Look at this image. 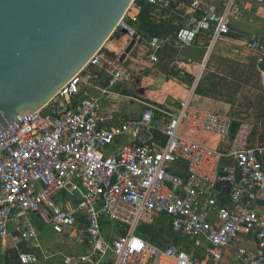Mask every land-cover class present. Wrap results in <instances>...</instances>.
I'll list each match as a JSON object with an SVG mask.
<instances>
[{
  "label": "built area",
  "instance_id": "2783aa9c",
  "mask_svg": "<svg viewBox=\"0 0 264 264\" xmlns=\"http://www.w3.org/2000/svg\"><path fill=\"white\" fill-rule=\"evenodd\" d=\"M143 1L154 6L153 19L179 29L139 34L129 23L140 8L134 1L114 33L143 45L151 64L166 43L210 54L231 35L240 3ZM246 46L264 58V37ZM120 57L104 45L44 109L0 135V239L12 238L14 264H220L232 240L236 264H264V145L249 144L248 124L233 130L230 117L192 108L189 95L170 109L141 101L134 118L103 108L102 96L131 78ZM99 73L107 84L90 96L82 85ZM164 216L201 254L136 234L142 221ZM36 219L83 250H47ZM23 243L31 249L20 250Z\"/></svg>",
  "mask_w": 264,
  "mask_h": 264
},
{
  "label": "crops",
  "instance_id": "0c3cea01",
  "mask_svg": "<svg viewBox=\"0 0 264 264\" xmlns=\"http://www.w3.org/2000/svg\"><path fill=\"white\" fill-rule=\"evenodd\" d=\"M240 3L241 6H244L243 8H247L245 7L247 3L250 12L253 14L250 23L244 22L252 30L245 37L248 39L264 37L263 5L249 0H240ZM239 9L238 6L236 11H239ZM236 11L232 12L235 13ZM233 14L230 16L231 29H233ZM253 16H257L258 19H254ZM238 19L241 20V17H238ZM119 39L123 41V48L116 45V41ZM232 39L234 37L230 35L219 41L214 46L213 51L207 55L203 47L184 49L176 47L172 43H166L162 46L163 49L165 46H169L174 50H179L176 57L171 59L167 66L164 64L166 59L162 55L163 53L160 57L158 56V61L155 64L149 63L145 55L146 48L141 44L139 55L137 57L133 56L131 53L135 47L134 44L127 54V64L131 62V67L128 70L131 78L126 83L118 84L113 91L115 94L102 96L101 104L103 108L119 110L123 117L134 118L141 112L143 106L141 101L160 108L170 109L178 107L179 100L189 95L193 108L230 117L233 119V123L238 124L237 128L242 123L248 124L249 138L250 134L254 133L255 145H264V70L260 69L258 65L262 57L258 51L249 49ZM128 44L124 36L116 33L106 42L105 46L122 54ZM182 52H185V55H182ZM162 57V66L164 65L166 70H158L157 72L156 66L161 62ZM188 59L191 62L187 61ZM147 69H151L152 73L155 69L157 73L155 75L151 73L144 74ZM174 71L179 72V74ZM185 74L191 75L193 81L187 82L184 77ZM102 81H107V77L103 73L88 79L86 85L90 96H100L99 88L105 86ZM197 86L201 88V91L208 93L195 91ZM122 90H132L134 94L128 95L127 92L124 94ZM178 98L180 99L178 100ZM193 102L195 104H192ZM198 139L204 140L203 136L201 138L198 136ZM40 238V242L50 251L61 250L71 253L73 250L76 251V248L79 249L78 252L83 250L81 246H71L67 241L64 243V240L55 236L51 229H49V233H45V238L41 237L40 231ZM66 243L69 249H64L63 246ZM23 244L28 250L31 249L27 244ZM21 245H18L20 250H22ZM233 246L235 244L229 247L233 249ZM0 247L3 253L6 250L15 249L12 246L10 236L0 239ZM193 251L201 254V251L198 252L192 245ZM225 252L228 253L227 248L222 251L221 264H229L227 258L223 256ZM52 264H61V261L60 259H54Z\"/></svg>",
  "mask_w": 264,
  "mask_h": 264
},
{
  "label": "water",
  "instance_id": "95a60500",
  "mask_svg": "<svg viewBox=\"0 0 264 264\" xmlns=\"http://www.w3.org/2000/svg\"><path fill=\"white\" fill-rule=\"evenodd\" d=\"M134 1L0 0V135L83 72Z\"/></svg>",
  "mask_w": 264,
  "mask_h": 264
},
{
  "label": "trees",
  "instance_id": "16d2710c",
  "mask_svg": "<svg viewBox=\"0 0 264 264\" xmlns=\"http://www.w3.org/2000/svg\"><path fill=\"white\" fill-rule=\"evenodd\" d=\"M135 2L140 6L139 10L136 13V16L133 20L129 23L135 30L139 33L144 35L146 38L157 37V38H164L168 35H171L174 31L179 29V25L173 24L171 19L169 20H155L151 16V11L154 9V6L148 2L143 0H135ZM114 33L113 35H115ZM259 68L264 70V58H262L259 62ZM175 73L179 74V72L174 71ZM98 76L100 75L97 74ZM185 79L187 82H192L193 77L191 75L185 74ZM102 84L106 85L107 81H103ZM195 91L197 92H205L201 91L200 87H196ZM122 92L126 94V91ZM208 93V92H205ZM159 112H154V117H160ZM237 123H233V130L237 128ZM104 224L106 221H102ZM136 234L156 245L159 246H166L169 243L173 242L176 244H182L184 247L189 250L188 246L184 244L182 236L176 234L172 227L169 219L165 216L159 219H151V220H144L142 221L136 228ZM193 243V242H192ZM21 249L24 251H29L24 244L21 245ZM4 263L5 264H14L17 259V251L15 249L6 250L3 253Z\"/></svg>",
  "mask_w": 264,
  "mask_h": 264
},
{
  "label": "rangeland",
  "instance_id": "374dc122",
  "mask_svg": "<svg viewBox=\"0 0 264 264\" xmlns=\"http://www.w3.org/2000/svg\"><path fill=\"white\" fill-rule=\"evenodd\" d=\"M242 4L240 3V4H238V6L240 7V9H239V11H236L235 13L234 12H232L231 13V16H232V14H233V17H234V19H233V21H232V33H231V36H233L234 37V39H232V40H234V41H236V42H239L240 44H242V45H244V46H246V42L249 40L248 38H246L245 36L247 35V33L249 34V33H251L252 32V30H250L248 27H247V25H245V21L247 22V23H250V18H251V15H253L251 12H250V8H248V5H247V3L245 4V7H247V8H243L244 6H241ZM238 17L240 18L241 17V20H239L238 19ZM253 18L254 19H258V17L257 16H253ZM252 18V19H253ZM239 21V22H238ZM241 21V22H240ZM241 24H242V26H241ZM230 26H231V24H230ZM235 32H234V31ZM234 33H236V34H234ZM123 41H122V39H119V40H117L116 41V45L117 46H119V47H121V48H123L124 47V44L122 43ZM141 47L142 46H140V44H135V47H134V49L132 50V55L133 56H138L139 55V53L138 52H140V50H141ZM170 49V50H169ZM169 50V51H168ZM177 52H179V50L178 49H172V48H170L169 46H165V48L163 49H161L159 52H158V56L160 57V55L162 54L163 56H164V58L166 59V62L164 63L166 66L168 65V63L171 61V59H174L175 57H176V54H177ZM182 55H185V52H182ZM162 60H163V57L161 58V62L156 66V69H157V72H158V70H163V71H165L166 70V68H165V66L163 65L162 66ZM131 62H129L128 64H126V66H127V69L129 70L130 68L129 67H131V64H130ZM153 72L154 73H152V70L151 69H147L146 71H144V74H146V73H151V74H154L155 75V73H157L156 72V70L154 69L153 70ZM103 82V81H102ZM82 88L84 89V90H87V88H88V86L86 85V84H83L82 85ZM127 92V94L128 95H130V94H134L133 93V91L132 90H128V91H126ZM180 98H178V100H179ZM182 99H180L179 100V104H180V101H181ZM192 104H195V102H193ZM191 107L193 108V106L191 105ZM143 109V107L141 108V110ZM217 112H219V111H217ZM223 112V111H222ZM202 137V135H200L199 136V138H201ZM254 137H255V135H254V133H251L250 134V138H249V144H251V145H255V142H256V140L254 139ZM36 222H37V225H38V227H39V229H40V231H41V237L43 238H45V233H49V226L48 225H46V224H43L41 221H39L38 219H36ZM115 224V223H114ZM104 230V229H103ZM177 234V233H176ZM181 236V235H180ZM183 237V236H182ZM41 239V238H40ZM50 240V239H49ZM183 240H185L184 241V244H186L189 248V252H191L190 250H191V248H192V241H191V239H189V238H186V237H184L183 238ZM66 242V240H64V243ZM233 244H235V245H237V242L236 241H234V240H232L231 241V244H230V246H232ZM64 247V249H69V246L67 245V243L63 246ZM227 249H228V253H223V256L224 257H226L227 258V260H228V262H229V264H236V260H234V258H233V249H232V247H226ZM77 252H78V250L79 249H75ZM230 253V254H229ZM229 255V256H228ZM223 257V258H224ZM0 264H5L4 263V258H3V251H2V249H1V247H0ZM221 264V263H220Z\"/></svg>",
  "mask_w": 264,
  "mask_h": 264
}]
</instances>
